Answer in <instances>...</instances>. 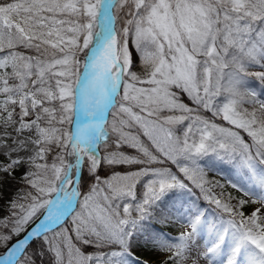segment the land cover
<instances>
[{
  "label": "snow or ice",
  "instance_id": "1",
  "mask_svg": "<svg viewBox=\"0 0 264 264\" xmlns=\"http://www.w3.org/2000/svg\"><path fill=\"white\" fill-rule=\"evenodd\" d=\"M253 66L264 0L0 4V264H264Z\"/></svg>",
  "mask_w": 264,
  "mask_h": 264
},
{
  "label": "rangeland",
  "instance_id": "2",
  "mask_svg": "<svg viewBox=\"0 0 264 264\" xmlns=\"http://www.w3.org/2000/svg\"><path fill=\"white\" fill-rule=\"evenodd\" d=\"M11 2V0L9 1ZM251 72H259V71H264V68H261L259 66H253L250 69ZM249 87L253 88L258 94L263 93L264 94V86H262L259 81L256 79L255 76H250L249 78ZM261 98L263 99L264 96H261ZM132 151V150H129ZM223 167L225 168V171L223 170H219L217 171V169L215 167H213L211 169L212 172V176L210 174H208V179L210 181H212L213 183L218 184V182H224L225 180H227V174H229V176H234L237 177L239 176V174H237L236 172L233 171V169L228 166V165H223ZM103 174V173H102ZM236 174V175H235ZM237 180V182L234 183H238L241 182L240 179H235ZM240 180V181H239ZM19 187V184L16 181H12L10 183H6L4 188H3V196H4V200H0V206L3 205L4 201L7 200L9 197H11L16 189ZM235 192H237V190L234 188ZM198 192V190H197ZM218 192V190H217ZM234 193V192H232ZM241 193V192H237ZM225 196H227L226 193H224ZM235 194V193H234ZM242 195L240 196L239 199H246L247 197H245L243 195V193H241ZM257 205H251L250 207H248L246 209V212H250L252 210L253 207H256ZM5 213H3L2 211H0V216H3ZM165 229V233H167L169 236L175 237L177 235H179L180 232L184 231L185 229H183L180 225L178 224H170L167 227H164ZM137 255L142 259V260H147L149 262V264H165V261L167 260V256L169 255V253H157V252H151V251H146V252H138ZM197 255H201L202 257V252L200 249H198L196 252H194L189 261L188 264H193V262L195 261L196 264H207L206 261H204L202 258L197 261ZM37 264H40V260H37ZM43 264H50V258L49 257H45L43 260Z\"/></svg>",
  "mask_w": 264,
  "mask_h": 264
},
{
  "label": "trees",
  "instance_id": "3",
  "mask_svg": "<svg viewBox=\"0 0 264 264\" xmlns=\"http://www.w3.org/2000/svg\"><path fill=\"white\" fill-rule=\"evenodd\" d=\"M9 1H10V0H0V4L8 3ZM261 96H264V94L262 93ZM263 99H264V98H263ZM215 168L217 169V171H219V170H223V171H225V168L223 167V165H217ZM209 174H210L211 176L213 175L212 172H211V170L209 171ZM227 175H229V174H227ZM231 179H233L232 175H231V176H228L226 181H224V182H223V181H222V182H218V184L224 186V188H223L224 193H226L227 195H228V194H231V196L235 197L236 199H239L240 196H241V194H240V193L237 194V193L234 191V188L231 186V183H230V182H231ZM229 180H230V181H229ZM217 190H218V192L220 191L219 188H218ZM232 192H234L235 194L232 193ZM161 230L164 231V230H165L164 227H162Z\"/></svg>",
  "mask_w": 264,
  "mask_h": 264
}]
</instances>
